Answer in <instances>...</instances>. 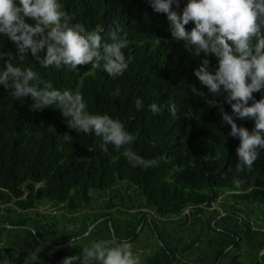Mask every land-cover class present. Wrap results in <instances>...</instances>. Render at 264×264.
I'll return each mask as SVG.
<instances>
[{
	"label": "trees",
	"instance_id": "1",
	"mask_svg": "<svg viewBox=\"0 0 264 264\" xmlns=\"http://www.w3.org/2000/svg\"><path fill=\"white\" fill-rule=\"evenodd\" d=\"M59 2L73 23L89 30L99 26L105 40L118 21L127 34L123 52L131 58L128 69L113 78L91 65L44 68L30 51L24 61L12 63L31 67L57 89L79 90L90 113L119 119L136 137L128 147L157 164L134 167L123 148L109 144L103 151L100 137L69 129L58 109L33 111L31 96L16 99L0 85V264H24L38 248L36 264H60L82 254L93 240L133 242L144 225H151L161 239L164 228L157 219L180 235L172 246L161 239L153 250L135 252L141 264H264V222L243 215L249 211L258 221L264 219L257 212L264 213V149L251 169L237 171L239 139L228 135L231 127L223 124L218 109L191 90L195 85L207 93L194 75L200 57L185 41L172 38L167 16L154 12L148 0ZM186 2L180 9L174 4L173 10H182ZM9 49L16 51L0 36V50ZM210 59L215 67L216 58ZM4 63L0 60V70ZM254 96L260 99L264 90ZM136 98L143 101L140 110ZM151 103L160 112L150 111ZM171 103L176 117L169 112ZM224 109L231 114L230 105ZM235 119L238 126L254 127V121ZM65 132L71 141L63 139ZM99 198L101 210L88 223L71 222ZM117 200L122 207L110 210ZM45 203L57 210L40 211ZM153 214L159 217L154 220ZM186 232L187 241L182 239ZM70 236L80 238L74 247L68 246ZM243 243L245 256L238 253Z\"/></svg>",
	"mask_w": 264,
	"mask_h": 264
},
{
	"label": "clouds",
	"instance_id": "2",
	"mask_svg": "<svg viewBox=\"0 0 264 264\" xmlns=\"http://www.w3.org/2000/svg\"><path fill=\"white\" fill-rule=\"evenodd\" d=\"M148 2L154 12L167 16L172 38L185 41V47L200 57L194 75L207 93L198 91L195 85L191 86L192 93L203 98L209 107L217 108L223 124L231 127L228 135L239 139L237 171L251 169L264 149V96L258 100L254 96L264 90V0H187L180 11L173 10V5L180 9L182 0ZM72 21L59 0H0V36L7 37L16 49L15 53L11 49L0 50V60L5 61L0 70V85L10 89L16 99L31 96L33 111L58 109L69 129L100 137L103 151L107 152V145L111 144L116 150L123 148V155L134 167L156 166L155 159L145 160L128 147L136 137L119 119L90 113L79 90L57 89L51 81L40 80L31 67L12 63L13 59L24 61L30 51L44 68L75 70L91 65L102 67L113 78L122 76L131 59L123 52L128 40L122 25L117 21L105 40L99 26L89 30ZM190 23L193 26L189 30L186 26ZM211 57L217 60L215 67ZM119 94L117 86L114 95ZM225 103L231 106V114L225 111ZM135 107L140 110L143 101L136 98ZM148 107L153 113L160 112L156 103ZM169 112L177 116L174 103L170 104ZM235 118L254 121V127L249 130L238 126ZM62 137L65 141L72 140L68 132ZM236 187H240L239 182ZM77 239L70 236L68 246L74 247ZM39 251L38 248L30 252L24 264H36ZM60 264H141V261L130 242L101 239L84 247L82 254L63 258Z\"/></svg>",
	"mask_w": 264,
	"mask_h": 264
},
{
	"label": "rangeland",
	"instance_id": "3",
	"mask_svg": "<svg viewBox=\"0 0 264 264\" xmlns=\"http://www.w3.org/2000/svg\"><path fill=\"white\" fill-rule=\"evenodd\" d=\"M218 199H221V197H219ZM102 200L103 198H99L98 201H95L93 202L91 205L88 206V213H85V214H82L81 216L75 218L74 220H72L71 222H74L76 225H80V224H83V223H88L90 219H92V213L95 212V211H98V210H101V207L98 206L99 203H102ZM117 205L114 206V207H110L109 209L110 210H113L114 208L116 207H122V203L118 202L117 200ZM38 209L40 211H46V212H55L57 209L56 207L53 208L51 207L48 203H45V204H42L38 207ZM133 209H138L136 207H133ZM188 211V209H186ZM258 214L260 216V218H264V213H262L263 211H261V209H259L258 211ZM249 215L250 216V219L251 221H257L259 223H263L264 222V219H260V221H258V218L252 213V212H249V211H244L243 212V215L246 216ZM153 217H154V220L157 219L159 217V215L157 214H153ZM156 223L158 224V227L160 229L164 228L163 232H161V235H162V241L164 240V242L167 244V245H170L172 246V243L175 242L177 239H178V236L180 234H177L175 232V230L173 229V226L170 224V223H163L162 224L160 223V219L156 221ZM167 227V229L165 230V226ZM180 231L183 232L184 229L181 227ZM183 236V240L187 241L190 237V233L186 232L185 235H182ZM191 236L194 237V234L191 233ZM80 239V238H79ZM158 238V235L157 233L155 232V229L151 226V225H144L143 227V230L140 232V234L137 236L136 240L133 241V242H130V244L132 245V248L135 250L133 251L134 253H144L145 251L147 250H153L154 248L157 247V243L161 240ZM139 241V242H138ZM145 245V246H144ZM147 245V246H146ZM243 247L241 248H238V250H240V252L234 250L233 252L234 253H241V255L244 256L246 255L244 249L246 250L247 247L245 246V244L243 243L242 244ZM193 250V248H192ZM191 250V251H192ZM242 250V251H241ZM142 256V255H140ZM264 259V258H263Z\"/></svg>",
	"mask_w": 264,
	"mask_h": 264
}]
</instances>
